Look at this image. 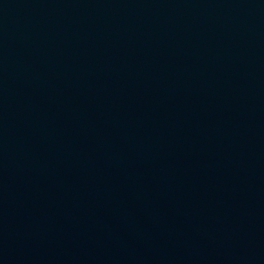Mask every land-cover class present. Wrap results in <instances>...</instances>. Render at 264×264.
Listing matches in <instances>:
<instances>
[{
	"label": "water",
	"instance_id": "water-1",
	"mask_svg": "<svg viewBox=\"0 0 264 264\" xmlns=\"http://www.w3.org/2000/svg\"><path fill=\"white\" fill-rule=\"evenodd\" d=\"M0 264H264V0H0Z\"/></svg>",
	"mask_w": 264,
	"mask_h": 264
}]
</instances>
